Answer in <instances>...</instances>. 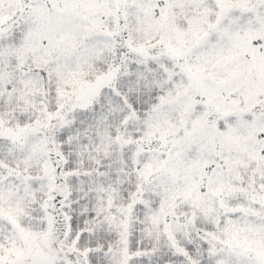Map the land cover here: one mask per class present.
<instances>
[{
  "label": "snow or ice",
  "instance_id": "obj_1",
  "mask_svg": "<svg viewBox=\"0 0 264 264\" xmlns=\"http://www.w3.org/2000/svg\"><path fill=\"white\" fill-rule=\"evenodd\" d=\"M0 264H264V0H0Z\"/></svg>",
  "mask_w": 264,
  "mask_h": 264
}]
</instances>
